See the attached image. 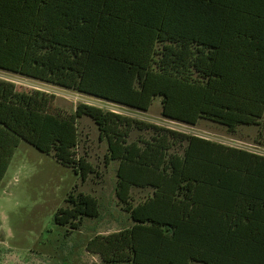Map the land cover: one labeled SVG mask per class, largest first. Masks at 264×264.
Listing matches in <instances>:
<instances>
[{
  "label": "trees",
  "instance_id": "obj_1",
  "mask_svg": "<svg viewBox=\"0 0 264 264\" xmlns=\"http://www.w3.org/2000/svg\"><path fill=\"white\" fill-rule=\"evenodd\" d=\"M0 70L164 118L235 133L264 127V0H0ZM91 118L119 162L116 196L131 225L91 238L103 264H264V155L137 122L0 79L3 180L21 141L83 182L78 120ZM151 130L132 140L134 128ZM149 191L144 199L137 192ZM55 223L79 230L98 198H68Z\"/></svg>",
  "mask_w": 264,
  "mask_h": 264
},
{
  "label": "rangeland",
  "instance_id": "obj_2",
  "mask_svg": "<svg viewBox=\"0 0 264 264\" xmlns=\"http://www.w3.org/2000/svg\"><path fill=\"white\" fill-rule=\"evenodd\" d=\"M0 79L13 82L19 91L40 90L54 95L55 106L67 114L74 113L80 104L92 105L137 122L264 155L259 127L241 126L232 133L206 120L196 126L172 121L162 115L161 97L155 98L150 109L144 112L2 70ZM261 122L264 127V119ZM78 130L76 158H86L95 168L86 182L70 167L60 164L53 154L43 153L26 141H21L16 149L0 187V264H103L99 255L87 250L88 241L96 235L111 234L131 225L115 192L119 162L106 164L108 144L99 139V130L91 118H80ZM151 134V130L143 132L135 127L131 137L137 140L149 138ZM79 193L98 198L99 218H85L79 230L57 225V211L69 205L70 195L76 197ZM149 194V191L137 192L138 199Z\"/></svg>",
  "mask_w": 264,
  "mask_h": 264
},
{
  "label": "crops",
  "instance_id": "obj_3",
  "mask_svg": "<svg viewBox=\"0 0 264 264\" xmlns=\"http://www.w3.org/2000/svg\"><path fill=\"white\" fill-rule=\"evenodd\" d=\"M1 154V151H0ZM0 175H1V165H0ZM0 187H1V179H0Z\"/></svg>",
  "mask_w": 264,
  "mask_h": 264
}]
</instances>
